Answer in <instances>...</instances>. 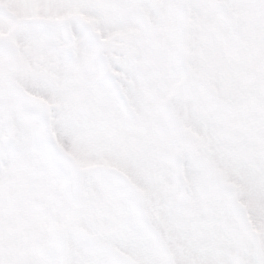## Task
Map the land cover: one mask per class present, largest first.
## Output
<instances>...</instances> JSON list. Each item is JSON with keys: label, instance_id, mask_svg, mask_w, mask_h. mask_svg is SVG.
<instances>
[{"label": "snow or ice", "instance_id": "1", "mask_svg": "<svg viewBox=\"0 0 264 264\" xmlns=\"http://www.w3.org/2000/svg\"><path fill=\"white\" fill-rule=\"evenodd\" d=\"M0 264H264V0H0Z\"/></svg>", "mask_w": 264, "mask_h": 264}]
</instances>
